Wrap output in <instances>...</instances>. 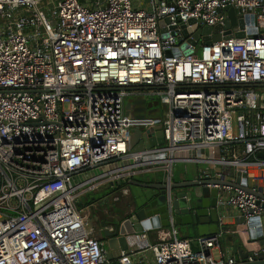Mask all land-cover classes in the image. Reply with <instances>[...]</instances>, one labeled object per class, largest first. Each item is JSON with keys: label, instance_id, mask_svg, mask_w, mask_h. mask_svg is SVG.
<instances>
[{"label": "built area", "instance_id": "obj_1", "mask_svg": "<svg viewBox=\"0 0 264 264\" xmlns=\"http://www.w3.org/2000/svg\"><path fill=\"white\" fill-rule=\"evenodd\" d=\"M133 2L0 0V264H111L87 195L109 185L126 198L121 184L159 174L170 212L175 164L234 183L207 186L236 211L242 229L227 231L245 245L249 229L264 238V188L249 182L250 170L264 171V0H149L152 12ZM229 8L248 18L231 38L198 51L182 38L181 26H223ZM130 97L155 99L160 118L128 119ZM156 126L162 145L127 150L133 128ZM157 230L154 244L130 237L116 262L131 264L138 248L153 264L235 263L213 256L222 231L178 237L171 217ZM246 250L248 262L264 254L257 243Z\"/></svg>", "mask_w": 264, "mask_h": 264}, {"label": "water", "instance_id": "obj_2", "mask_svg": "<svg viewBox=\"0 0 264 264\" xmlns=\"http://www.w3.org/2000/svg\"><path fill=\"white\" fill-rule=\"evenodd\" d=\"M165 1L169 3L171 0H156V2ZM227 18L223 26L215 27H193L186 29L180 27L181 36L187 39V43L195 47L200 45H209L212 42H218L221 39L231 38V28L238 26L242 29L244 21L248 18L237 19L235 11L232 8L225 9ZM192 24V23H190ZM160 26L164 25L160 22ZM174 29V28H172ZM235 38H242L243 33H235ZM169 56L170 54L167 53ZM254 87H259L255 85ZM147 101L152 99H136L125 103V116L128 119H144L146 116H151L156 110H146ZM161 127H150L145 131H141L135 127L131 130L126 144L127 150L137 152L148 149L155 145L164 143ZM213 175V171H211ZM245 184V181H243ZM208 185H230L235 186L231 182H223L215 179H207L203 175V171L196 172L193 178L184 177L177 182L173 181L171 189L174 192V200L172 202L171 211L165 204L166 186L162 175L144 173L134 176L126 181L125 186L128 187L131 202L128 205V212L117 214L113 217L114 221L100 223L103 228V236L105 245V257L108 262L117 261L121 254L127 255L129 252V242L136 241L130 237H139L145 232L154 231L161 228H167L169 218L173 219L174 227L178 231L182 229L188 230L195 228L198 236H209L218 233L219 231L227 232V227L219 228V218L224 217V207L217 205L218 196H222L223 191L217 189H209ZM127 198V197H126ZM119 199H108L100 203H110ZM187 200V201H186ZM125 210V208H124ZM98 218H94L97 222ZM258 224L256 221L249 225V228ZM257 232V233H256ZM249 244L257 243L264 248V238L260 235L259 229L253 231L248 230ZM232 253L235 259L234 264H264V254L253 262L245 261L248 256L247 250H242L239 247H233Z\"/></svg>", "mask_w": 264, "mask_h": 264}, {"label": "rangeland", "instance_id": "obj_3", "mask_svg": "<svg viewBox=\"0 0 264 264\" xmlns=\"http://www.w3.org/2000/svg\"><path fill=\"white\" fill-rule=\"evenodd\" d=\"M200 47V44H198L196 46V50ZM198 51V50H197ZM128 101H134L135 98L134 97H130L127 99ZM153 109V108H152ZM154 109L156 110L154 113L151 114L152 117L154 118H160V114H161V107L160 106H155ZM206 167V165L204 164H197V165H193V164H175L173 166V180L175 182L179 181V180H182L184 177L186 178H193L195 175H196V172H199V171H203ZM222 173L226 176V179L227 180H231L232 179V171L229 167H225V168H222ZM91 173H93V171H90ZM264 175V171H254V170H250L249 171V182H250V185H257L258 187H262L264 188V181H260V182H257L254 180V177H262ZM110 192H114V196L113 197H116L117 199H119L118 203H113L112 201L110 203H103V205H100L101 202L103 201H106L108 200V194ZM103 197V198H102ZM96 198H102L99 202H97V206H96V209H93V215L96 216V217H99V220L98 221H104V220H108V221H114V219H111V218H108L109 216H113L114 212H118V209L119 208H122L124 207L127 199L125 198L124 195H122L120 193V191L118 189H110L109 188V185H104L100 191L98 192V194L96 195ZM111 199V198H110ZM97 200V199H96ZM85 203L86 204H91V200L88 198H86L85 200ZM232 228L233 230H241L242 227L238 225H236V222L233 221V224H232ZM178 233V232H177ZM182 234L183 235H186L187 232L182 229ZM233 239L234 241H236L237 243H239L240 245L244 246L246 249H251L252 247H254V245L256 243H253V244H247L245 245L243 242H242V236L237 234V235H234L233 236ZM103 248L106 249L105 245L103 244ZM213 256L215 258H217V252L216 251H213ZM111 264H118L116 261H113L111 262Z\"/></svg>", "mask_w": 264, "mask_h": 264}, {"label": "crops", "instance_id": "obj_4", "mask_svg": "<svg viewBox=\"0 0 264 264\" xmlns=\"http://www.w3.org/2000/svg\"><path fill=\"white\" fill-rule=\"evenodd\" d=\"M148 2H149V0H134L133 5L136 9H141V10H145L147 12H152V8ZM150 110L153 111L155 109L153 108ZM99 191L89 193L86 198L89 197V199L91 201L99 202L103 198V197L102 198H96V195L98 194ZM119 214H122L121 211ZM223 214H224V218L222 217L223 226H219V228L227 227V230H233V229H231L233 227L232 226L233 221H235L236 225L239 226L240 222L236 218V211L233 208L224 207ZM184 230L187 232L186 235H183L182 231L180 232L177 230V232H178L177 236L183 237V238H194V237L198 236L195 228L191 227L188 230H186V229H184ZM160 231L161 230H159V231L154 230V231L145 232L144 233L145 237L144 238L139 237V239L146 240L150 244H154L157 241L158 235H160V233H159ZM234 235L235 234H232L230 231L222 233V239L220 241L219 248L217 250H215L217 252V257H220V254H222L223 256H226L228 254L233 256V253H232L233 247H239L243 251L246 250V248L244 246H242L239 243H237L236 241H234V239H233ZM192 248H195L194 244H192ZM130 259L132 261L131 264H153L151 252L150 251H141L138 248L134 249V254L131 255Z\"/></svg>", "mask_w": 264, "mask_h": 264}, {"label": "flooded vegetation", "instance_id": "obj_5", "mask_svg": "<svg viewBox=\"0 0 264 264\" xmlns=\"http://www.w3.org/2000/svg\"><path fill=\"white\" fill-rule=\"evenodd\" d=\"M149 102H151V101H147V102H146V105L143 106V107H145L146 110H148V111H149L150 109L154 108V107L157 105L156 102L154 101V102L151 103V104L153 105V107L150 108V107H149ZM164 185H165V184H164ZM126 199H127V201H126V203H125V205H124V207H123V212H124V213H125V212H128L127 207H128V205L130 204V202H131V198H130V196L127 197ZM124 208H125V210H124ZM108 218H111V216H109ZM104 222H111V221L104 220ZM100 223H102V221H98L96 224H94V225H93V228H94L95 234H96V235H97V236L103 241V240H104V238H103V231L101 230Z\"/></svg>", "mask_w": 264, "mask_h": 264}, {"label": "trees", "instance_id": "obj_6", "mask_svg": "<svg viewBox=\"0 0 264 264\" xmlns=\"http://www.w3.org/2000/svg\"><path fill=\"white\" fill-rule=\"evenodd\" d=\"M156 102V104H157V106H158V102L155 100V99H153L151 102H149V107L150 108H152L153 107V105L151 104L152 102ZM121 186H125V184H121L119 187H121Z\"/></svg>", "mask_w": 264, "mask_h": 264}]
</instances>
